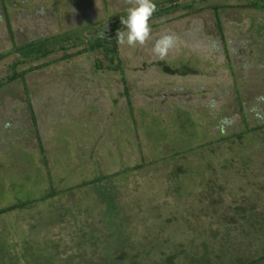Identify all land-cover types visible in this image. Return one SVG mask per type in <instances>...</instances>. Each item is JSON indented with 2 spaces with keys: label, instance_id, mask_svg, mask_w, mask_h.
Wrapping results in <instances>:
<instances>
[{
  "label": "rangeland",
  "instance_id": "374dc122",
  "mask_svg": "<svg viewBox=\"0 0 264 264\" xmlns=\"http://www.w3.org/2000/svg\"><path fill=\"white\" fill-rule=\"evenodd\" d=\"M133 2L0 0V55L3 56L0 59V81H6L8 75L13 74L10 63L16 57L9 53L13 49L7 19L16 34L23 31L34 37L44 29L56 33L72 30L85 38L86 29L105 23L109 16L125 11ZM178 2H195L194 9L198 10L193 15H184L190 9L175 11L168 16L175 19L162 25L159 23L166 17H152L149 21L150 38L143 45L130 47L119 44L118 57L122 70L98 67L99 60L105 64L108 62L102 53H83L59 61L56 58L62 53L58 52L46 59L49 61L47 66L28 73L25 84L18 79L0 88V208L15 201L21 189L26 187L29 190L34 186L38 177L43 178L41 189L48 185L51 178L62 187L72 186L93 178L100 170L103 174H111L108 182L128 195L125 198L122 195L126 203L124 208L133 215L134 227H138L137 232L142 237L149 241H158L162 237L173 239L172 245L164 246V249L169 250L176 243L189 247L190 241L195 244L209 240L213 244L212 250L217 249L219 244L230 246L233 243L236 230L228 236L224 235L209 215L202 217L199 223L194 222V216H190L193 220L190 227L184 226L181 219L178 223L169 222V216H176L178 212V209L174 211V204L182 205L190 196L186 193L181 196L184 198H178L180 195L175 191L178 187L190 193L200 191L202 187L195 182L198 178H206L204 182L210 190L222 189L224 202L248 201V205L256 204L257 215L264 216V151L253 153L250 161L244 162L246 169H238L236 167L241 166V161L237 156L240 152L243 157L245 149L230 152V147H227L226 151L217 143L218 136L208 130L209 125H217L220 114L229 110L225 107L226 103L228 106L230 101L231 107L237 108L240 106L237 95L245 101L244 90L264 84V67L260 68L262 82L255 80L253 83L254 75H248L245 70L239 72L242 62H246L249 68L260 61L256 57L262 53V48L258 52L256 46L264 45V32L253 31L252 25L262 29L264 10L234 7L224 10L225 0ZM238 2L244 0H229L228 4ZM213 5H219L229 42L227 48L239 50L237 53L228 51L229 55L240 56L237 63L235 59L224 58L226 51L221 50L219 55L220 50L209 48L210 41L218 40L219 34ZM180 15L184 16L177 17ZM118 25L123 27L120 22ZM194 25L198 40L189 33ZM165 32L171 33L175 41L168 54L161 59L153 53L152 47L155 38ZM183 61L189 66L187 75H180L179 72L169 75L164 70L165 64L177 69ZM232 64L235 75L230 69ZM251 72L256 74L254 70ZM123 80L129 87L132 108L127 103L122 105L125 100ZM217 98L211 105L210 102ZM30 105L37 118L35 123ZM255 110L264 113V107L260 105ZM212 121L215 123L211 124ZM178 140L183 146H194V149L184 153V156L163 161L166 152L185 148L175 146ZM245 140L244 146L249 149L248 143L252 146L254 141ZM211 141L212 145L218 144L219 149L212 152L208 146ZM260 146L259 140L258 148ZM43 155L47 160L46 166ZM232 157L236 160L227 165L225 172L220 163L230 162ZM137 164L142 168L135 169ZM177 166L183 172H178L174 181L168 180L165 177L167 170H176ZM27 172L34 175L35 181L30 186L26 185L30 181L17 180ZM10 174L15 180H11ZM226 174L235 179L225 178ZM145 180L157 186L164 196L151 199L142 194ZM12 182L17 185L13 186ZM134 189L137 197L132 195L135 202L131 204L130 193ZM61 200L60 204L53 201L47 206L42 204L20 213L0 215V243H5L7 248V254H0V264H35L33 259L41 256L39 264L43 263V257L46 264L45 252L54 258L52 264H84L88 258L92 261L90 264H94L93 256L82 253L84 250L78 247L81 244L77 236L78 226L69 214L81 218L86 228H98L99 235L104 237L107 231L100 214L101 203L88 188L63 193ZM61 206L68 211L61 210ZM58 212L64 213V216L59 217ZM250 233L248 247L257 242L254 248L260 241L257 251H261L264 248V232L257 236Z\"/></svg>",
  "mask_w": 264,
  "mask_h": 264
},
{
  "label": "trees",
  "instance_id": "16d2710c",
  "mask_svg": "<svg viewBox=\"0 0 264 264\" xmlns=\"http://www.w3.org/2000/svg\"><path fill=\"white\" fill-rule=\"evenodd\" d=\"M228 1L229 0H225V3L223 4L224 10L230 7L264 10V0H244V2H238L235 4H228ZM155 3L157 5V10L153 13L152 17H166L162 20L161 23H159L161 25L167 24L171 22V20L175 19V17H168L171 16L175 11H178L180 9H190L184 15H193L198 10L194 9L195 2L181 3L178 2V0H155ZM212 10L219 34L218 40L213 39L212 41H210L209 48L214 51L220 50L218 52L219 55L221 50L226 51V56L222 57L226 58L227 60L235 59L237 63V59H240V56L234 57V55L228 54V51L237 53L239 50H237L235 47L232 50H229L227 48L229 42L227 41L226 32L221 20L219 5H213ZM4 11V14L7 18L5 7ZM124 15H126V10L120 12L119 14H116L115 16H109V19L103 24L96 25V27H91L92 29H86L85 38L81 37V35L79 34L74 33L72 30L56 33L44 29L41 30L40 33H35L36 36L34 37H29V35H26L23 31L21 32V34H16L14 33V29H12L11 27L9 19H7V27L9 29L10 39H12L13 49L9 53L16 55V57H14L13 62L10 63V67L13 69V74L8 75L6 81H0V88L18 79H20L23 84H25V78L28 73L35 72L36 70L47 66L49 64V61H46V59L52 54L58 52L62 53L59 57L56 58L59 61H66L75 58L76 56L83 53H102L103 58L107 59L108 62L107 64H105L103 60H99V63L96 64L98 67H106L108 70L113 71L122 70L120 66V58L118 57L119 44L116 42L115 34L117 29H119L118 24L120 22V16ZM184 15H180L177 17H183ZM156 25L158 24H155V26ZM252 30L257 33L264 32V24L262 25V29L259 26L252 25ZM194 31L198 33L195 30V25L192 29H190L189 33H191L194 39H197V34L195 35ZM81 45L83 46L82 48H80ZM263 47L264 45L262 47L256 46V50H258V52L259 49L262 48L260 50L262 52L260 53L261 55L264 54ZM260 54H257L258 57H256L257 61L260 60L259 62H257V65L252 64V66L248 68L246 67V62H242V69L239 70V72H243L245 70L248 72V75H254L255 78L253 83H255V80L259 82L263 81V73L260 68L262 69L264 67V56H261ZM2 57L3 56L0 55V59H2ZM41 60L44 61L42 63L36 64ZM260 62L261 64H259ZM27 64H29V66ZM180 65L181 66L177 69L170 68L169 65L166 64L163 66L164 70L169 75H174L178 72L180 73V75H187L189 73L188 64L183 61ZM24 66L27 67L24 68ZM230 69L232 74L235 75L236 73L233 69V64L232 66H230ZM250 69L254 70L256 74H253ZM244 77L246 78L245 75ZM250 78L251 77H249L248 80H250ZM123 81L125 84V100L122 105L127 103L130 104L132 108V97L129 93V87L126 85L125 80ZM240 84L241 86H243L242 83ZM248 89L249 91H247V89L243 91L245 101L242 100L240 95H237V98L240 101V106L237 107L238 109L236 107H231L232 103L229 101L228 106L227 103L225 104V107L229 108V112L226 111L220 114L218 117L219 121L217 122V125H209L208 128L210 133H212L215 137L218 136L216 140L217 143H219V145L221 144L220 147H224L226 151L227 147H230L228 148L230 152H233L234 149H245V155L243 157L240 155V152L237 156L241 161V166L236 167L238 169H246V165H244V162H249L253 153L264 151V113L260 114L259 111L255 110L258 105L264 107V84H261V87L253 86L251 87V89ZM217 100L218 98L216 100H212L210 104L213 105ZM30 109L32 111L33 122L35 123L37 122V118L33 111L32 105H30ZM214 123V121L211 122V124ZM147 125H149V122L147 123ZM35 126H37V123ZM38 138L39 140H41V135H39V133ZM245 139H252L256 144L257 150L254 149V143V146H251V143H248L249 149H246L247 147L244 146V142L246 141ZM259 140L261 142V146L258 148ZM175 142V146L182 145L179 140ZM185 142L186 141L184 140V143ZM217 145L218 144L212 145L211 141L208 146L213 152L219 149V146ZM182 147L185 148H177L171 153L169 151L166 152L167 154H164L163 161H169L171 160V158L184 156V153L194 149V146L186 147L182 145ZM40 148L41 151L44 152L42 145L40 146ZM43 157V163H45L46 166L47 160L44 155ZM226 159L228 160V158ZM234 160H236L235 157H232L230 159V162L220 163V168L222 170L225 169V172H227V165ZM136 168H142V165L137 164L135 166V169ZM48 172L50 176V171L48 170ZM178 172H183L180 166H177L176 170L174 168L167 170L165 177L169 178L168 180L174 181ZM123 173H125V171ZM185 173L186 171H184V174ZM33 176L34 175L30 172H27V174H22L21 179L17 178V180L23 182L30 181L28 184H26L30 186V183L32 181H35L33 180ZM226 176L227 177L225 178H229L230 174H226ZM10 177L12 178V181L15 180L14 175L10 174ZM111 177V174H103L99 170L93 178L84 179L81 183L76 185L63 187L60 186L59 183L56 184L51 178L48 185L44 189H41L42 186L40 187V185L42 184L41 182H43V178L41 179L38 177V181L34 182V186H31L29 190L26 187V189H21L19 196L17 195L15 197V201L0 208V215L9 214L10 212L20 213L25 209L40 206L42 204L43 206H47V204H50L53 201H56L57 204H60V202H62L61 195L63 193L70 194L75 193V189L77 188H88L89 190H91L92 194H95L96 198L101 203L100 214L102 216V220L104 221L103 226L107 231L106 235L104 237L100 236L98 233V228L94 229L95 227L92 226L90 228H86L85 224L81 222V218L76 217L75 214L70 213L69 216L72 221H76L78 226L77 236L79 238V241L81 242L78 247H81L84 250L82 251V253L85 252L87 255L89 254L93 256L92 259L94 260V264H260L264 261V248L261 251H257V247H260V241L259 244L254 248L252 247L257 242L253 246L248 247V245H250L248 244V240L250 238L248 233L251 232L250 234L257 236V234L261 233L263 235L264 232V216L261 214H256V204L248 205V201H234L233 203L224 202L223 190H214L213 188L210 190V186H207V188L204 182L206 178L203 177L195 180V182L200 184V186L202 187L200 191L194 190V192L190 193L189 190L180 189L178 187V189L175 191L178 195H180V197L178 198H184L185 196H181L183 194L185 195L186 193L190 196H187V201L182 205H180L179 203L174 204V211H177L178 209V212L176 216H169V222L177 221L178 223V221L181 219L184 226L190 227L193 223V220H195L194 222L199 223L202 217L209 215L213 223L218 227L217 229L223 230L224 235L228 236L229 233L233 230H236V235L233 239L232 245L223 246L218 243L221 246L218 245V248L215 250H212L211 246L213 244H211L209 240L203 241L202 243L196 242L195 244L193 241H190L189 247L182 243H176L172 246L171 249L169 248L168 250L164 249V246L172 245L173 239L169 240L168 238L164 239L163 237L159 239L160 237H158V241H149L146 238L142 237L143 235H140V232H137L138 227H134L135 224L133 223V218H131L133 215L131 216L130 213L125 211L124 208L126 207L124 198L128 195L121 192L119 187L115 184H110L108 182ZM229 179H235V177L233 176ZM192 182H194V180H192ZM12 183L13 186L17 185V183ZM142 186L144 191V193L142 194L148 195L151 199H153V197L155 196H164V193L159 191L160 189H158L157 186H154V184H152V182L149 180H145L142 183ZM133 191L134 192L130 193L131 200L129 202L131 204H134L135 202V197H133L132 195L137 197L136 190L134 189ZM122 195L124 198L122 197ZM191 196H193V198H191ZM61 210L68 211V209H64L62 206ZM179 213L180 216L178 215ZM57 215L59 217L60 215L64 216V213L59 214L58 212ZM190 216H194L192 218L193 220L190 219ZM142 238L144 241H142ZM2 252H4V254H7L5 243H0V254H2ZM48 255L49 253L45 252L44 256L47 258L46 264H52L54 262V258ZM41 257H35L33 259V262L35 264H39ZM26 259L28 262V257H26ZM91 262L92 261L90 260V258H88L87 262H85L84 264H90ZM42 264H44V257Z\"/></svg>",
  "mask_w": 264,
  "mask_h": 264
},
{
  "label": "clouds",
  "instance_id": "9594fccd",
  "mask_svg": "<svg viewBox=\"0 0 264 264\" xmlns=\"http://www.w3.org/2000/svg\"><path fill=\"white\" fill-rule=\"evenodd\" d=\"M157 10L155 0H134L126 9V15L120 16L122 28L117 29L115 38L118 44L130 47L143 45L150 38L151 25L149 23L153 13ZM175 38L171 33H162L155 38L153 53L163 59L170 48L174 46Z\"/></svg>",
  "mask_w": 264,
  "mask_h": 264
}]
</instances>
